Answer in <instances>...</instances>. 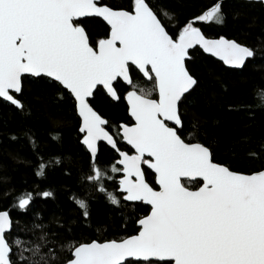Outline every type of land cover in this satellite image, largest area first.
I'll list each match as a JSON object with an SVG mask.
<instances>
[{"label":"snow or ice","instance_id":"snow-or-ice-1","mask_svg":"<svg viewBox=\"0 0 264 264\" xmlns=\"http://www.w3.org/2000/svg\"><path fill=\"white\" fill-rule=\"evenodd\" d=\"M168 16L153 0H0V103L23 112L26 80L51 88L54 102L71 101L88 155L82 191L72 197L78 219L90 222L95 195L133 214L144 209L132 234L82 242L39 212L21 230L34 196L53 193H17L0 207V264H264V142L251 153L262 161L257 169L234 170L202 141L207 133L185 121L199 86L188 66L192 53L199 48L242 70L255 50L205 34V24L226 23L225 0H208L171 29ZM92 25L102 34L94 36ZM101 93L126 101L129 120L111 124L93 103ZM25 136L36 175L63 166L62 155L44 157L36 138ZM101 142L114 153L104 164Z\"/></svg>","mask_w":264,"mask_h":264},{"label":"trees","instance_id":"trees-1","mask_svg":"<svg viewBox=\"0 0 264 264\" xmlns=\"http://www.w3.org/2000/svg\"><path fill=\"white\" fill-rule=\"evenodd\" d=\"M112 2L120 4L126 0ZM153 2L169 13L164 22L171 29L174 24L198 13L208 0ZM225 13L226 23L205 24V34L210 37L225 35L244 42L254 48L255 57L242 70H233L197 48L188 66L198 77L199 86L185 121L189 130L195 122L198 129L207 133L201 135V139L211 144L216 159L230 163L234 170L247 172L257 169L262 162L251 153H259L264 142V3L225 0ZM91 31L95 36L102 34L103 28L92 25ZM139 84L148 90L151 87L144 81ZM24 102L23 112L0 103V207L10 206L12 196L17 193L49 190L53 193L51 197L34 196L31 212L20 215L21 230L29 228L32 213L39 212L45 223L55 227L54 221L58 219L64 224L61 232L70 227L82 242L132 234L136 228L133 219L143 214L144 209L133 214L129 208L107 202L103 195H95L89 201L90 222L82 223L78 219L79 210L72 197L82 191L79 172L81 166L87 169L88 155L78 142V118L71 101L54 102L51 88L26 80ZM93 103L113 125L129 120L123 99L116 102L101 93ZM26 131L36 138L44 157L62 155L65 158L63 166L49 168L43 176L36 175V156L28 144ZM115 131L113 128L112 132ZM53 133L59 134L58 140L51 138ZM113 155L111 147L99 144L102 164L110 162ZM13 217H17L16 212Z\"/></svg>","mask_w":264,"mask_h":264},{"label":"water","instance_id":"water-1","mask_svg":"<svg viewBox=\"0 0 264 264\" xmlns=\"http://www.w3.org/2000/svg\"><path fill=\"white\" fill-rule=\"evenodd\" d=\"M245 1H255V2H262V3H264V0H245ZM229 39H232V38H229ZM202 51V50H201ZM205 54V53H204ZM206 55H208V54H206ZM212 57V56H211ZM213 58H215V57H213ZM216 60H218V61H220L218 58H215ZM222 64H223V62L222 61H220ZM224 65V64H223ZM225 67H228V68H230V66H227V65H224ZM106 144V143H105ZM110 147V146H109Z\"/></svg>","mask_w":264,"mask_h":264},{"label":"rangeland","instance_id":"rangeland-1","mask_svg":"<svg viewBox=\"0 0 264 264\" xmlns=\"http://www.w3.org/2000/svg\"><path fill=\"white\" fill-rule=\"evenodd\" d=\"M145 91H148V87H144Z\"/></svg>","mask_w":264,"mask_h":264},{"label":"flooded vegetation","instance_id":"flooded-vegetation-1","mask_svg":"<svg viewBox=\"0 0 264 264\" xmlns=\"http://www.w3.org/2000/svg\"><path fill=\"white\" fill-rule=\"evenodd\" d=\"M125 103H126V101H125ZM126 112H127V110H126ZM128 114V113H127ZM129 116V115H128ZM102 143H104V142H102Z\"/></svg>","mask_w":264,"mask_h":264}]
</instances>
